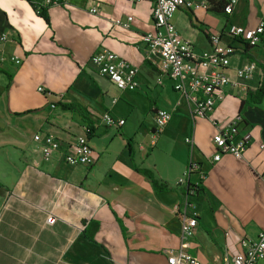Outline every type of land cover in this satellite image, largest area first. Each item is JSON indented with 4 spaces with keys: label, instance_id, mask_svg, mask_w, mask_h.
Masks as SVG:
<instances>
[{
    "label": "crops",
    "instance_id": "crops-1",
    "mask_svg": "<svg viewBox=\"0 0 264 264\" xmlns=\"http://www.w3.org/2000/svg\"><path fill=\"white\" fill-rule=\"evenodd\" d=\"M209 1L207 10L174 11L177 33L194 52L212 49L210 35L220 36L218 47L231 43L230 76L244 60L255 67L245 93L225 86L212 110L192 119L183 102L175 106L172 80L146 55L141 35L153 29L150 1L66 0L38 14L28 0H0V34H6L0 41V264H166L164 249L179 242L183 187L176 180L189 159L200 172L189 176L198 190L188 253L202 263L230 264L242 249L238 241L264 227V97L249 99L264 79V34L252 47L225 34L229 24L264 22V0H237L230 14L222 12V0ZM93 4L96 11L89 12ZM127 15V28L114 23ZM102 48L136 68V88L119 89L97 72L88 59ZM158 108L170 118L153 137ZM103 112L123 123L105 126ZM236 115L234 140L249 136L241 158L223 153L212 161V134ZM35 133L58 140L47 160ZM77 135L88 140L89 165L62 159ZM144 168L165 188L156 190ZM50 214L54 220L47 223ZM88 221L96 223L93 231Z\"/></svg>",
    "mask_w": 264,
    "mask_h": 264
},
{
    "label": "built area",
    "instance_id": "built-area-1",
    "mask_svg": "<svg viewBox=\"0 0 264 264\" xmlns=\"http://www.w3.org/2000/svg\"><path fill=\"white\" fill-rule=\"evenodd\" d=\"M136 3L141 0H126ZM151 3V21L153 29L141 35L148 56H153V65L159 74H166L172 80V88L178 94L175 106L184 103L188 115L193 118L205 117L213 108L214 103L222 97L223 87L227 86L238 93H245L247 81L253 77L255 63L244 60L238 66L233 67V75L230 76L226 69L229 66V56L235 52L231 43H220V36L210 35L211 50L194 52L190 42L182 38L175 30L171 16L178 9L207 10L210 6L208 0H148ZM34 11L39 13L43 8L65 4L66 0H28ZM237 0H222L221 10L230 14ZM89 12L96 11V4L88 7ZM131 16L124 19H115L114 23L127 28ZM225 34L230 41L239 45L252 47L257 45L264 34V22L260 20L255 27L247 28L244 25L229 24ZM6 39V34H0V41ZM9 59L18 64L17 56ZM88 61L97 69L100 75L107 77L117 88L133 90L137 86L136 68L118 57L112 51L102 48L92 55ZM37 90L44 95H49L42 87ZM53 107V104L50 103ZM170 118V111L158 108L154 112L155 137L164 128ZM236 115L227 124L215 130L211 141L215 147L211 159L217 161L223 153H228L234 158L242 156L248 143V134H243L234 140L236 133ZM105 126L118 127L123 123L121 118H113L107 112L100 116ZM87 131V130H86ZM32 140L38 145L42 158L47 160L52 153L58 150V140L51 134L35 133ZM184 143L189 148L193 146L189 137L184 138ZM63 161L69 166L89 165L92 162L91 148L85 135H77L72 142L68 143L61 151ZM200 172L196 162L188 160L180 177L176 180L177 185H182L183 192L180 207L176 210L179 220V242L176 248L164 249L166 264H212L202 263L195 256L187 252V238L192 235L196 225V211L191 201L196 193L197 183L190 182L191 173ZM201 179L203 175L199 176ZM264 183V179H263ZM54 220L50 214L46 217L47 223ZM242 249L231 256L230 264H256L264 257V227L259 229L253 239L241 238L238 241Z\"/></svg>",
    "mask_w": 264,
    "mask_h": 264
},
{
    "label": "trees",
    "instance_id": "trees-1",
    "mask_svg": "<svg viewBox=\"0 0 264 264\" xmlns=\"http://www.w3.org/2000/svg\"><path fill=\"white\" fill-rule=\"evenodd\" d=\"M209 1V0H208ZM210 3V1H209ZM42 10L39 11L38 14H42ZM262 97H264V79L260 80L259 84L257 85L256 88H254L251 92H249V99L252 102H257L259 101ZM61 109H66V110H76L77 108L75 107V105L71 104V103H58ZM141 172L150 179L152 186L156 189V190H162L165 188V184L163 182H161L160 180L156 179L154 177V174L152 172V170L150 169H141ZM1 188V185H0ZM198 190V185L197 188ZM196 190V192H197ZM183 192V191H182ZM90 223V224H89ZM89 227L92 225L91 229L92 231L96 228V223L93 221H88ZM87 226V225H86Z\"/></svg>",
    "mask_w": 264,
    "mask_h": 264
},
{
    "label": "rangeland",
    "instance_id": "rangeland-1",
    "mask_svg": "<svg viewBox=\"0 0 264 264\" xmlns=\"http://www.w3.org/2000/svg\"><path fill=\"white\" fill-rule=\"evenodd\" d=\"M146 158H147V160H146V161H148V155L146 156Z\"/></svg>",
    "mask_w": 264,
    "mask_h": 264
}]
</instances>
